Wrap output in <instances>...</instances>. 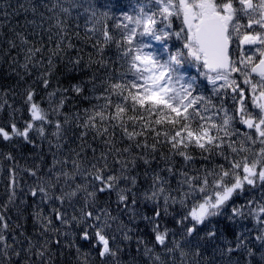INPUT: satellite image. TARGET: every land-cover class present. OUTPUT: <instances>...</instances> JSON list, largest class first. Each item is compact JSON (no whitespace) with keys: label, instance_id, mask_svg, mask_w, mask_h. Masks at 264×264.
I'll list each match as a JSON object with an SVG mask.
<instances>
[{"label":"snow or ice","instance_id":"1","mask_svg":"<svg viewBox=\"0 0 264 264\" xmlns=\"http://www.w3.org/2000/svg\"><path fill=\"white\" fill-rule=\"evenodd\" d=\"M0 171V264H264V0L0 5Z\"/></svg>","mask_w":264,"mask_h":264},{"label":"trees","instance_id":"2","mask_svg":"<svg viewBox=\"0 0 264 264\" xmlns=\"http://www.w3.org/2000/svg\"><path fill=\"white\" fill-rule=\"evenodd\" d=\"M7 2H9V0H0V5H3L4 3H7ZM10 2L15 4L16 0H10ZM101 2H103V0H101ZM81 32L83 33V28H81ZM4 186H5V180H4L3 172L0 171V197L3 196Z\"/></svg>","mask_w":264,"mask_h":264}]
</instances>
